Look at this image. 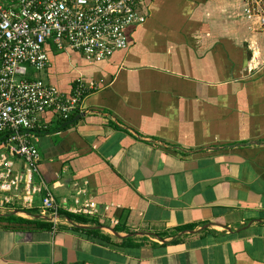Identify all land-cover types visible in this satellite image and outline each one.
I'll list each match as a JSON object with an SVG mask.
<instances>
[{
    "label": "crops",
    "instance_id": "0c3cea01",
    "mask_svg": "<svg viewBox=\"0 0 264 264\" xmlns=\"http://www.w3.org/2000/svg\"><path fill=\"white\" fill-rule=\"evenodd\" d=\"M142 5L108 61L46 45L33 77L98 88L68 121L40 115L39 175L60 210L53 223L36 197L0 211V264H264V34L240 0Z\"/></svg>",
    "mask_w": 264,
    "mask_h": 264
},
{
    "label": "built area",
    "instance_id": "2783aa9c",
    "mask_svg": "<svg viewBox=\"0 0 264 264\" xmlns=\"http://www.w3.org/2000/svg\"><path fill=\"white\" fill-rule=\"evenodd\" d=\"M146 11L142 0H0V211L26 215L40 197V214L56 223L60 207L39 175L37 139L46 130L40 115L68 121L98 88L76 81L66 96L33 77L49 67L46 45L108 61L128 49L129 30L146 22ZM240 16L264 34V0H240ZM71 212L90 214L88 204Z\"/></svg>",
    "mask_w": 264,
    "mask_h": 264
},
{
    "label": "rangeland",
    "instance_id": "374dc122",
    "mask_svg": "<svg viewBox=\"0 0 264 264\" xmlns=\"http://www.w3.org/2000/svg\"><path fill=\"white\" fill-rule=\"evenodd\" d=\"M36 75V74H35Z\"/></svg>",
    "mask_w": 264,
    "mask_h": 264
}]
</instances>
